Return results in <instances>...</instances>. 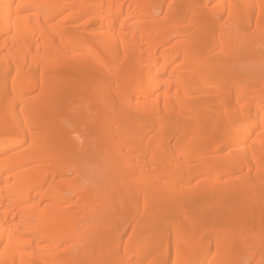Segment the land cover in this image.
Wrapping results in <instances>:
<instances>
[{
    "label": "bare ground",
    "instance_id": "bare-ground-1",
    "mask_svg": "<svg viewBox=\"0 0 264 264\" xmlns=\"http://www.w3.org/2000/svg\"><path fill=\"white\" fill-rule=\"evenodd\" d=\"M263 45L264 0H0V264H264Z\"/></svg>",
    "mask_w": 264,
    "mask_h": 264
},
{
    "label": "rangeland",
    "instance_id": "rangeland-1",
    "mask_svg": "<svg viewBox=\"0 0 264 264\" xmlns=\"http://www.w3.org/2000/svg\"><path fill=\"white\" fill-rule=\"evenodd\" d=\"M264 46V45H263ZM262 47V46H261ZM260 47V48H261ZM253 62H251V64H252ZM259 70H260V68H257L256 70H255V72L254 73H260L261 75H262V77L264 78V70H263V72H259ZM260 75V76H261ZM124 217V214L123 215H121L120 217H118V218H123ZM135 223H136V221L133 223H129V224H127L124 228H123V231H127V232H129V231H131V229L134 227V225H135ZM156 231V230H155ZM173 237L171 236V240H173L172 239ZM170 240V241H171ZM142 242V241H141ZM114 249L113 250H111V251H104V250H97L96 249V246H98V248H99V246L102 244V240L100 241V240H98V241H95V242H93L92 243V249H91V253H90V258L84 263V264H114V263H116V261H117V257L115 256L114 257V250H116L117 249V247H118V245L117 244H119V242L118 241H114ZM112 252V253H111ZM156 261H160L162 258H170V260L171 259H173L174 258V254L173 253H170V252H167L166 254H159V253H157V254H155V255H153L152 256ZM127 258L129 259V261H130V263H133V262H135V258L133 257V256H131V255H127ZM119 261V260H118ZM137 262V261H136ZM144 262H139V263H137V264H143Z\"/></svg>",
    "mask_w": 264,
    "mask_h": 264
}]
</instances>
